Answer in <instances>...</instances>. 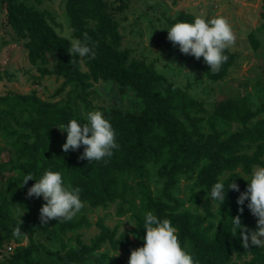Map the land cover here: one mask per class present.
I'll use <instances>...</instances> for the list:
<instances>
[{"label": "trees", "instance_id": "trees-1", "mask_svg": "<svg viewBox=\"0 0 264 264\" xmlns=\"http://www.w3.org/2000/svg\"><path fill=\"white\" fill-rule=\"evenodd\" d=\"M2 1L4 26L13 33V43L26 50L29 65L42 75L62 80L56 95L70 85L81 95L86 91L92 95L97 85L108 84L127 104L123 106L122 100L102 109L119 147L111 157L89 162L80 158L83 146L74 151L61 149L66 133H59L60 125L70 119L85 122L70 103H49L35 92L0 96V154L8 155L0 162V252L8 255L0 264H40L35 258L40 248L33 241L35 234L59 242L60 251L42 248L58 264H127L130 250L142 246L143 215L148 211L171 222L181 246L196 264H264L263 248L250 244L245 248L239 235L231 232V217L237 215L248 230L255 231L257 226L247 207L236 204L239 193L228 189L218 209L207 196L211 185L225 173L243 191L245 174L257 164L264 165V118L254 121L261 111L252 108L249 97L219 101L207 117L203 102L169 81L154 65L132 58L122 48L116 15L122 7L111 8L104 0H63L71 38H81L86 32L95 45L92 59L67 52L69 41L55 32L46 12L26 6L24 0ZM261 7L264 18V0ZM193 17L179 12L172 24L191 22ZM258 31L264 32V22ZM248 41L258 52L260 40L251 33ZM176 52L211 82L224 79L237 59L227 48V61L219 72L212 73L202 58L182 54L178 48ZM3 78L10 80L11 76L0 71V80ZM150 168L158 183L155 191L149 184ZM45 170L60 172L65 182L80 188L83 207L69 221L51 219L41 225L38 210L44 201L25 195L33 180L20 186L23 175L37 179ZM184 180L194 211L185 209L177 192ZM224 183L227 187V178ZM110 205L116 206L117 218L131 220L133 227L127 233L104 226L102 218L94 223L89 220L88 210ZM198 206H204V214L197 212ZM238 207L243 211L238 212ZM92 225L98 232L84 243L82 232ZM17 226L20 236L13 235ZM24 239L26 246L22 245ZM4 242L17 245L11 254ZM116 249L118 255L113 256Z\"/></svg>", "mask_w": 264, "mask_h": 264}, {"label": "rangeland", "instance_id": "rangeland-1", "mask_svg": "<svg viewBox=\"0 0 264 264\" xmlns=\"http://www.w3.org/2000/svg\"><path fill=\"white\" fill-rule=\"evenodd\" d=\"M22 2L23 0H18ZM26 6L39 12H46L55 32L70 41L71 29L64 11L63 0H24ZM108 6L117 9L119 32L123 37L122 48L130 52L132 58L144 59L154 65L155 69L163 74L169 81L198 101L204 103L207 117L212 112L214 104L224 100H234L238 96L246 95L250 99L253 109H259L261 114L254 119L264 118V32L258 31L264 18L262 12V0H104ZM4 2L0 0V71L11 76L10 80H0V96L5 94H29L35 92L38 97L49 103H70L76 115L89 110H100L119 104L117 90L114 86L99 84L95 87V93L88 91L80 94L73 85L66 87L60 94L56 90L62 85V80H56L55 76L42 75L36 67L29 65L26 58V50L22 45L12 41L13 33L9 27L4 26ZM179 12L196 15L204 13L206 16H224L233 29L235 41L228 47L230 52L237 55L235 64L229 74L221 81H208L195 65L183 62L176 50L177 47L166 39V28L172 24V20ZM253 33L260 40L258 52H254L248 41L249 34ZM149 37V38H148ZM148 41V42H147ZM52 58H50V61ZM127 100H123L126 106ZM235 129V125L233 126ZM59 133H62L59 130ZM0 146L2 138L0 135ZM8 158L7 152L0 154V162ZM150 176V188L158 189L154 170ZM184 180L179 184L177 192L180 194L185 209L194 211L188 203V184ZM202 200V198H200ZM204 206H198L196 210L200 214ZM89 220L94 223L99 218L103 219V225L109 228H118L119 233H127L133 227L128 216L117 218L116 206L110 205L106 209L88 210ZM97 228L92 225L89 230L82 232L81 240L88 243L89 239L96 235ZM70 236V234L68 235ZM33 241L40 245L35 255L40 264H58L46 255L42 248L50 251H60L59 242L43 234H35ZM134 243L137 241L132 239ZM28 241L24 239L22 245ZM42 245V246H41ZM17 245L13 242H4L3 247L11 248L6 251L11 254ZM264 249V247H262ZM2 253V251L0 252ZM8 256L4 252L0 254V260ZM248 259H245V262ZM244 264V261L237 262Z\"/></svg>", "mask_w": 264, "mask_h": 264}, {"label": "clouds", "instance_id": "clouds-1", "mask_svg": "<svg viewBox=\"0 0 264 264\" xmlns=\"http://www.w3.org/2000/svg\"><path fill=\"white\" fill-rule=\"evenodd\" d=\"M166 39L176 46L180 53L191 55L193 58H202L212 73L220 68L228 57L225 50L234 43L235 35L228 20L221 15L206 16L204 13L194 15L191 22L176 21L166 29ZM149 38V37H148ZM148 42V41H147ZM67 52L72 57H95V45L90 41L88 34L82 33L81 38H72L69 41ZM84 123L70 119L58 128L66 133L61 145L63 151L76 150L83 146L80 158L89 162H99L111 157L113 150L119 147L116 134L109 120L100 110H89L82 113ZM240 177V176H239ZM228 179L225 187V179ZM246 181L243 191L239 190L232 177L225 173L214 182L208 193V198L216 208L224 202L226 191L231 189L239 193L236 204L244 205L257 221L255 231L248 230L242 223L240 216L231 217V232L239 235L243 247H264V165H255L242 178ZM33 180L27 188L26 198H41L39 221L47 224L51 219L69 221L83 207L80 199V188L73 187L65 182L58 171L45 170L37 179L31 174L23 175L20 186ZM246 201V203H245ZM238 212L243 208L238 207ZM142 227L145 233L140 239L142 246L130 250L127 264H196L193 256L181 246L177 229L168 219L158 218L148 211L143 215ZM237 229H240L237 233ZM14 236L22 235L17 226ZM118 255L117 249L113 256Z\"/></svg>", "mask_w": 264, "mask_h": 264}, {"label": "built area", "instance_id": "built-area-1", "mask_svg": "<svg viewBox=\"0 0 264 264\" xmlns=\"http://www.w3.org/2000/svg\"><path fill=\"white\" fill-rule=\"evenodd\" d=\"M11 250V248H7V251H10Z\"/></svg>", "mask_w": 264, "mask_h": 264}]
</instances>
